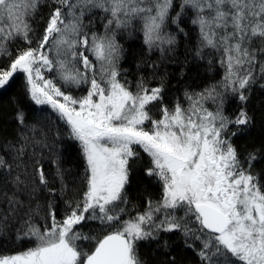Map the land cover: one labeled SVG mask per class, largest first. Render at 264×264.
I'll return each mask as SVG.
<instances>
[{
  "label": "snow or ice",
  "instance_id": "1",
  "mask_svg": "<svg viewBox=\"0 0 264 264\" xmlns=\"http://www.w3.org/2000/svg\"><path fill=\"white\" fill-rule=\"evenodd\" d=\"M42 8L48 9L46 17ZM37 18L42 31L34 26ZM94 19L102 33L92 30ZM188 24L197 32L196 58L213 50L224 76L200 92L186 90L187 107L180 98L169 106L163 83L127 80L116 35H131L139 25L149 51L174 54L178 38L191 31ZM17 41L26 47L15 49L13 57ZM3 57L10 64L0 67V90L22 74L25 93L63 120L86 167L80 199L65 202L62 219L49 201L50 223L42 230L34 222L39 208L31 207L38 185L50 195L57 192V180L61 192L66 185L58 162L51 179L43 166L29 174L26 149L42 141L17 108L14 119L32 134L6 146L10 160L0 155V238L16 220V240L34 239L35 245L0 255V264H178L174 245L162 236L174 233L196 252L198 264H264V179L253 172L264 151L242 159L233 143L255 122L247 104L253 85L264 80V0H0ZM82 85L88 86L86 94L72 95ZM227 92L242 104L234 119L223 111ZM208 101L214 110L205 106ZM137 148L150 158L143 171L160 184L161 196L146 199L145 210L125 220L127 187L141 159ZM92 222L106 233L102 238L91 229L84 232ZM84 241L94 243L86 248ZM142 242L157 245L151 261L140 253Z\"/></svg>",
  "mask_w": 264,
  "mask_h": 264
},
{
  "label": "trees",
  "instance_id": "2",
  "mask_svg": "<svg viewBox=\"0 0 264 264\" xmlns=\"http://www.w3.org/2000/svg\"><path fill=\"white\" fill-rule=\"evenodd\" d=\"M41 12L46 17L48 9L42 8ZM94 24L98 27L100 21L95 19L92 25ZM34 26L42 31L43 21L37 18ZM189 29L191 31L188 36L178 38L179 43L174 54H162L159 49L149 51L143 42L139 25L134 26L131 35L128 31L119 32L116 40L123 49L119 63L121 69L126 70L127 80L135 85L140 77H145L151 87L163 83L165 85V102L169 106L176 98H180L186 104L187 101L184 100L186 90L200 92L210 84L221 81L224 71L219 65L215 52L211 49H205L203 59H197L195 56L198 45L197 32L190 24H188L186 31ZM170 30L174 31V26ZM23 47H26V44L23 41H17L13 46V57L15 49ZM9 64L10 59L8 57L0 58V67L7 68ZM153 64L156 65L155 69L151 67ZM260 84H264V80H259L257 84L253 85L247 104L249 115L254 116L255 122L246 134H240L233 138V143L242 154V159L251 151H264V89L259 86ZM18 107L26 113V124L35 126L39 131L40 134L36 136V141H42L30 143L26 149L24 162L28 165L29 174H33V169L43 166L51 179L56 173L58 162L63 171V184L66 185L61 192V181L57 180L55 182L57 189L55 195H50L43 186L38 185V191L32 198L31 207L39 208L34 222L43 230V226L50 223L49 220L45 219L49 201L53 202L57 219H62L65 215V202L80 199L84 191L83 176L86 164L78 142L69 138L67 125L63 120L59 119L49 106L36 105L25 93V79L22 74L17 76L11 87L0 90V155H5L10 160L12 153L6 146L9 143L18 144L21 134H32L30 129L19 125L14 119ZM241 107L240 101L230 92L224 94L223 111L227 117L234 119ZM154 118H159L158 112ZM229 131H236V127L230 125ZM136 150L140 152L141 159L137 161V168L131 176V184L127 187L130 201L127 205L128 215H125L127 218L134 217L138 212H143L146 199L151 198L155 201L161 196L160 184L153 178L145 176L143 171L144 168L150 166V158L141 149L137 148ZM253 172L264 179V159L254 164ZM7 190L10 195L11 189ZM21 199H27V197L21 196ZM19 226L16 220H10L7 229L2 233V238H0V255L16 254L35 245L34 239L16 240L15 229ZM90 229L92 235L100 238L106 234L96 222H92L83 230L85 233H89ZM162 236L174 245L172 252L177 256L178 264H198L196 252L183 247L178 233L162 234ZM82 243L87 248L94 242L84 241ZM156 247L155 242L150 244L142 242L140 253L151 261L153 259L151 254ZM159 258L162 259L163 257L159 256Z\"/></svg>",
  "mask_w": 264,
  "mask_h": 264
},
{
  "label": "rangeland",
  "instance_id": "3",
  "mask_svg": "<svg viewBox=\"0 0 264 264\" xmlns=\"http://www.w3.org/2000/svg\"><path fill=\"white\" fill-rule=\"evenodd\" d=\"M94 22H95V19L93 20ZM91 27H92V30L93 31H97V32H103V25H102V23L100 22V24L98 25V27L97 26H95V24L94 25H91ZM97 28H100V29H97ZM131 31V30H130ZM119 33V32H118ZM117 33V34H118ZM117 36V35H116ZM209 50V49H208ZM213 52V51H212ZM215 54V56L216 57H218V62H219V59H220V57H219V55L217 54V53H214ZM89 58L90 59H93L94 60V57H92L91 55H89ZM219 65H220V63H219ZM220 67L223 69V67L220 65ZM223 71H224V69H223ZM54 75V73H45V76L46 77H48V78H51L52 76ZM87 85H82L79 89H77V90H75V91H77L76 93H80L79 94V96H83V95H85L86 94V90H87ZM75 96V95H74ZM186 104H184V106L185 107H187V102H185ZM205 106L206 107H208L209 108V110H214L215 109V105L211 102V101H208L206 104H205ZM150 125H146V128L147 127H149ZM123 219H125V220H127V219H129V218H127L126 216H123L122 217Z\"/></svg>",
  "mask_w": 264,
  "mask_h": 264
},
{
  "label": "bare ground",
  "instance_id": "4",
  "mask_svg": "<svg viewBox=\"0 0 264 264\" xmlns=\"http://www.w3.org/2000/svg\"><path fill=\"white\" fill-rule=\"evenodd\" d=\"M80 93H76L74 90H72V95L79 96Z\"/></svg>",
  "mask_w": 264,
  "mask_h": 264
}]
</instances>
